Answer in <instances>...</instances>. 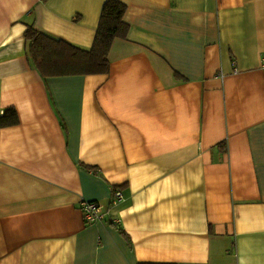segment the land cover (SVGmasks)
Masks as SVG:
<instances>
[{"label":"crops","instance_id":"obj_1","mask_svg":"<svg viewBox=\"0 0 264 264\" xmlns=\"http://www.w3.org/2000/svg\"><path fill=\"white\" fill-rule=\"evenodd\" d=\"M104 1L0 0V264H264V0H117L108 72L42 77L27 25L89 49Z\"/></svg>","mask_w":264,"mask_h":264},{"label":"trees","instance_id":"obj_2","mask_svg":"<svg viewBox=\"0 0 264 264\" xmlns=\"http://www.w3.org/2000/svg\"><path fill=\"white\" fill-rule=\"evenodd\" d=\"M126 6L117 0L102 4L94 39L89 49H81L64 40L50 37L27 25L23 36L31 65L42 77L105 74L109 70L108 52L115 39H126L128 26L123 21ZM18 122L16 110L7 107L0 115V126ZM95 172L94 168L86 166ZM115 188V186L113 187ZM137 264H161L138 262Z\"/></svg>","mask_w":264,"mask_h":264},{"label":"built area","instance_id":"obj_3","mask_svg":"<svg viewBox=\"0 0 264 264\" xmlns=\"http://www.w3.org/2000/svg\"><path fill=\"white\" fill-rule=\"evenodd\" d=\"M260 69L264 72V52H262ZM124 200V195L119 187H111L109 201L102 204L99 201H82L80 211L83 222L86 224L110 220L113 223H119V217H113L114 209Z\"/></svg>","mask_w":264,"mask_h":264}]
</instances>
